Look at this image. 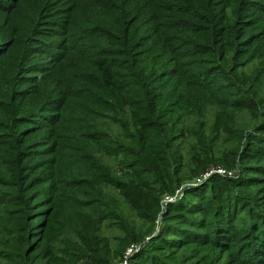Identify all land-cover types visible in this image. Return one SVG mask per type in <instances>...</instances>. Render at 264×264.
<instances>
[{
    "label": "trees",
    "instance_id": "16d2710c",
    "mask_svg": "<svg viewBox=\"0 0 264 264\" xmlns=\"http://www.w3.org/2000/svg\"><path fill=\"white\" fill-rule=\"evenodd\" d=\"M261 31L264 0H0V257L49 264L54 241L75 244L55 232L97 239L100 220L123 221L127 202L154 216L157 192L178 170L169 162L198 163L194 173L211 159L203 134L190 137L198 125H177L184 108L200 125L213 113L215 133L252 118L253 131L238 138L256 164L243 165L231 187L215 177L195 187L164 215L177 216L172 227L129 264H179L198 255L171 259L175 247L226 243V233L210 235L207 213H230L240 182L264 179ZM65 154L70 175L60 169ZM161 156L166 178L155 174ZM241 257L242 249L228 261Z\"/></svg>",
    "mask_w": 264,
    "mask_h": 264
},
{
    "label": "rangeland",
    "instance_id": "374dc122",
    "mask_svg": "<svg viewBox=\"0 0 264 264\" xmlns=\"http://www.w3.org/2000/svg\"><path fill=\"white\" fill-rule=\"evenodd\" d=\"M82 2L86 4L85 1ZM84 12L88 13L85 9ZM247 31H250V29ZM258 37L264 40V31H261ZM255 46L256 49L257 44ZM41 59L42 58H39V60ZM178 114L179 122L177 125L195 124L196 127L198 125L199 128L194 129V132L197 133L190 137L196 139L197 137L195 138V136L199 134V131L203 134L207 143V149L210 151L211 159L199 168H194V173H191V169L195 167V165L199 166L198 163L190 162L180 167L176 164L174 159H172L169 162V171L174 168L178 170L171 173L169 191L157 192L158 211L154 216H152V211L147 212V216L141 215L138 210L130 208V204L127 202L124 208L125 213L123 221L115 222L109 218H102L100 220L99 225L96 226L97 230L95 232L97 239H91L85 242L84 239H76L72 230L55 232L54 236H57V238L62 237L64 240H72L75 244L71 245V243L68 244L66 241H54V249L50 255L49 264H117L124 260H126V264H129V259L135 254L140 253L146 245L151 243L160 231H167L172 227L166 222L177 219V216L164 219V215L172 207L170 213L177 210L179 211L182 207L180 205L182 202L184 204L189 203V201L185 200H189V192L195 187L201 186L207 182L210 177L220 178L222 186L226 187L228 185L231 187L233 184L232 182H234L232 180L240 177L243 165L244 169L251 170V167L256 164V158H253V155L247 156V159H244L246 155H242V153H244V142L247 140L243 139L241 143L238 138L245 130L246 133L253 131L254 120L252 118L242 117L241 121L243 122L228 127L227 129H229V131L227 133L223 131L215 133L211 125L213 123L215 125H220V123L216 121L217 118H215L213 113H208L207 119L201 122L202 125L199 124L200 118L194 117L192 112L187 111V108H184V110H181ZM219 117L220 116H218V119H220ZM111 126L117 129V125L115 124H111ZM179 154H181V152H179ZM182 154L186 155V152L183 150ZM235 154V162L233 161L232 164V155ZM60 159L62 164L60 167L61 173L70 175L69 157L65 154V156ZM105 160L109 163L112 161L110 157L105 158ZM165 161V158L161 156L157 162L159 171L157 172V170H155V174H157L159 178L167 177L168 172L165 170ZM263 180L264 179H247L246 182L241 181L240 186L235 188L238 193L235 196L237 205H233L234 199L229 201L231 203V208L229 209L230 213H223V208H217L216 205L211 209V212L207 213L206 217L207 219H211L212 224L209 229L210 235L213 237L215 231L226 233V243L199 241L196 242V244L189 243L183 248L175 247V250H172L174 248H168L162 251V253L165 255L172 250L173 257L171 259H180L186 255H194L191 253L193 251L200 257V259L198 256L197 258L187 257L181 259L179 264H230L228 259L231 254L240 252L242 249V259H246L247 262L249 261V264H258L261 255L264 254V248L262 247L264 240V232L262 230L264 229ZM243 183H247L246 186H243L245 185ZM155 185L156 188L160 187L159 182H156ZM111 191L117 193L115 189ZM105 192L106 195L109 196L108 191L105 190ZM143 196H145L144 202L146 208L150 210L148 208L150 202L147 200L148 196L146 197V192H143ZM248 203H250L249 206L247 205ZM221 207H223V205H221ZM257 218L259 223L254 224ZM82 221H84L85 224L86 216L82 217ZM253 228H257V230H253ZM249 233H255V237L250 236ZM232 238H234V241H231ZM14 239H17V235L15 234ZM95 242L96 248L94 251L92 245ZM245 252H247V255L244 254ZM249 253L251 256L250 258L248 257ZM15 261L18 262V260ZM247 262L244 264H247ZM0 264H15V262L0 257Z\"/></svg>",
    "mask_w": 264,
    "mask_h": 264
},
{
    "label": "built area",
    "instance_id": "2783aa9c",
    "mask_svg": "<svg viewBox=\"0 0 264 264\" xmlns=\"http://www.w3.org/2000/svg\"><path fill=\"white\" fill-rule=\"evenodd\" d=\"M117 264H126V260H124V261L121 262V263H117Z\"/></svg>",
    "mask_w": 264,
    "mask_h": 264
}]
</instances>
